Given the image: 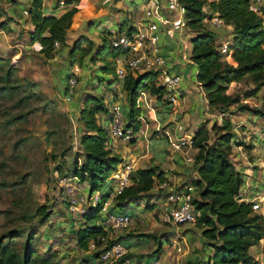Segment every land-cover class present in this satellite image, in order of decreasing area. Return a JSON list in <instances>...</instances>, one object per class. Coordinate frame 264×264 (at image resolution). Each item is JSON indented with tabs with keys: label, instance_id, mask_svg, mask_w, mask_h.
Instances as JSON below:
<instances>
[{
	"label": "trees",
	"instance_id": "16d2710c",
	"mask_svg": "<svg viewBox=\"0 0 264 264\" xmlns=\"http://www.w3.org/2000/svg\"><path fill=\"white\" fill-rule=\"evenodd\" d=\"M180 1L186 7L187 26L196 33L192 37L191 59L198 65L197 79L202 84L210 105L224 107L237 104L238 112L250 111L264 117V103L257 106L242 101L240 94L232 96L228 92L232 82L248 75L254 78L255 84L244 92L243 98L258 94L264 86V8L261 11L251 9V0ZM206 6L218 11L233 27L230 58L219 49L218 32L204 26V18L208 14ZM80 9L75 5L59 16L45 14L44 0H32L28 8L29 18L34 24L30 37L33 42L41 45L40 51L46 58H52L59 52L58 43L63 45L67 42L68 32ZM120 28L131 32L136 26L121 24ZM122 52L123 48L112 45L107 33L101 43L81 34L69 46L67 57L73 68L100 61L101 72L112 75L113 82H116L120 78L116 71V57ZM14 68L18 67L10 62L8 75ZM99 77L101 82L105 80L104 77ZM123 90L127 94L126 126L134 134L140 131L144 123L140 97L145 90L163 100L168 106V113L172 111L171 103L165 97L166 90L159 84L158 75L154 71L139 72L127 68ZM108 111L104 95L95 89L86 94L78 114L80 152L77 153L71 172L80 181L89 182L90 193L103 191V199L111 196L113 188H104L108 186L110 175L123 162V158L107 145L110 127L98 121V114ZM213 129L217 132L213 141L208 139L207 126H202L193 135L198 152L195 155L196 176L192 180L195 186L200 187L201 198L193 197V202L196 218L203 227L202 233L210 239L209 243L214 248L212 264H264L250 251L253 245L264 238V213L254 209L252 201L240 198L245 179L232 158V139L235 136L233 121L224 118L223 123H215ZM132 140L135 141L136 137ZM164 180L165 171L158 164L135 168L131 172L130 183L115 196L114 207L127 206L130 202L141 199L157 182ZM37 212L43 220L50 215V210L44 205L38 207ZM81 216L84 224L75 231L77 246L85 251L90 250L91 258L98 260L100 247L104 243L103 237L109 242L121 241V237H110L109 227L102 221L101 205H91ZM135 235L138 238L142 236ZM146 235L156 237L154 233ZM31 239L32 235H29L23 253L0 239V264H55L50 262L51 255L35 254V249L29 243ZM92 243H96L99 248L93 249ZM162 248L163 242L159 240L153 255L159 257Z\"/></svg>",
	"mask_w": 264,
	"mask_h": 264
},
{
	"label": "rangeland",
	"instance_id": "374dc122",
	"mask_svg": "<svg viewBox=\"0 0 264 264\" xmlns=\"http://www.w3.org/2000/svg\"><path fill=\"white\" fill-rule=\"evenodd\" d=\"M78 1L81 8H88V0ZM206 8L208 12L210 7L206 6ZM138 12L141 14L142 9ZM205 23V28H208ZM193 33L195 31L192 28L184 27L182 36H186L189 48L192 47L189 35ZM182 36L178 35V38ZM64 58L66 55L60 52L52 58L34 56L31 59L24 58L21 66H18L17 62L11 61V56H0V239L23 253L28 236L32 235L29 243L35 249L37 256L51 255L50 262L53 261L55 264H83L92 260V252H86L76 243L75 231L84 224V221L80 213L70 209L68 187L62 185L59 178L67 174L76 187L80 185V182L76 184V178L71 175L74 160L80 152L77 110L81 108L86 94L90 91L88 86L94 85L97 78L94 79V83L88 84V81L87 83L85 81L90 75L97 77L96 72L99 67L88 63L84 68L85 71L76 73L70 70L69 60ZM10 62L16 64L18 68H14L8 75ZM71 77H76L78 82L73 95L68 98L67 85ZM192 79L201 88L202 84H198L194 75ZM114 83L106 85L101 83L96 88V92L105 96L107 103L109 99L107 95L112 91ZM254 84V78L248 75L239 81L232 82L228 92L232 96L240 94L242 101L261 106L264 103V86L258 94L243 98L244 92L252 88ZM119 88L118 84L114 87L117 90ZM201 90L199 89V93L204 92L203 95L206 96L204 88ZM119 93L116 92L117 95ZM237 107V104L212 107L211 109L217 113H223L222 117H216L212 124V118L203 119L198 125L190 127L191 129L186 127L185 134L193 137L199 128L207 126L208 139L213 141L217 133L213 125L222 124L224 118L232 120L230 113H242V116L250 119V123L256 128L259 122L252 119L256 114L250 111L238 112ZM123 108L126 113L127 106L123 105ZM173 108L172 111L175 110ZM183 118L173 116L170 120L180 121L185 125ZM233 118L236 121V129L233 123L235 136L232 139V158L236 165L242 168L252 162L254 140L261 138L263 131L256 132L257 129H254L253 125V129L251 127L247 130L243 127L246 125L238 126L237 124L244 118L239 119L238 116ZM256 118L260 120V117ZM262 128L264 129V126ZM185 151L187 156L193 157V160L187 161L190 162L187 165L189 177L179 182L170 180V183L175 188L190 190L194 198L200 199V187L195 186L192 181L196 176L195 155L198 148L193 145ZM106 188L107 186L104 190ZM76 191L79 193L78 189ZM168 191L169 188L161 187L157 182L152 190L135 204L121 207V210L126 209L133 213L134 221L131 224L136 223L137 227L134 230H140L136 234H141L143 239L134 236L133 238L145 245V253L130 251L137 264H151L155 258L153 252L158 247L159 240L165 243L159 256L160 264H164L166 258L178 252L169 237H175L176 232L184 231L187 226H190L195 236L203 235V227L198 223L197 218L181 224L163 220ZM112 202L115 203V198ZM42 205L50 210L49 217L44 220L37 212L38 207ZM263 210L264 204L261 211ZM109 233L112 239L116 238L113 237L110 229ZM148 233H154L156 237L146 235ZM258 247L260 253H264V243H260ZM89 264L102 263L93 259V262Z\"/></svg>",
	"mask_w": 264,
	"mask_h": 264
},
{
	"label": "crops",
	"instance_id": "0c3cea01",
	"mask_svg": "<svg viewBox=\"0 0 264 264\" xmlns=\"http://www.w3.org/2000/svg\"><path fill=\"white\" fill-rule=\"evenodd\" d=\"M31 2L32 0H0V56H11V61L17 62L18 66H21L24 58L31 59V57L34 56L46 58L44 53L40 51L41 45L33 42L30 37V32L34 29V24L29 18V12H26V10L28 11ZM78 2V0H65V3L62 4L61 0H44V12L45 14L59 16L75 5L81 8ZM145 2L146 0H88V8H81L77 11L74 24L67 35V42L63 45H59L58 43L60 54L66 55L64 59L68 61L69 46L81 34H85L96 42L101 43L110 27H120L121 24L139 27L144 19ZM139 9H142L141 14L138 12ZM205 24L208 28L218 32V42L231 35L233 36V27L231 25L225 29H216L208 22ZM195 34L196 33L189 35L191 41ZM162 42L165 53L176 62V69L184 76L181 84L182 94L180 103L179 105H171L175 110L168 113V106L164 104V101L160 100L150 91L145 90L140 97V105L142 107L141 116L144 120L143 126L140 131L134 134V137H136L135 141H124L118 148L114 149V152L123 158V162H131L134 169L158 164L165 171L166 180H169V182L170 180L179 182L189 177V166L187 165H189L190 162H187L189 160V156L186 155L187 151L175 147L178 137L182 132L185 133L186 127L193 128L195 125H198L199 121L208 118H212V124L216 117L221 118L223 113H217L211 109L212 107L206 96L203 95V92L199 93V89L202 91L201 88H203V86L200 85L201 88H199L192 79L194 75L195 80L198 81V65L191 60L193 43L192 47L189 48V42L186 36H182L180 39L176 37L175 40L174 38L164 36ZM181 44L186 45L185 55H183ZM1 46L4 47L2 48ZM100 64L101 62L99 61L98 64H94V66L99 67ZM85 67L86 64L84 66L76 65L74 68L70 67V70L72 69L74 72L80 73L79 71L86 70L84 69ZM96 73L104 77L105 80L101 82V79H99L101 77L90 75L85 83H87V81L88 84L96 82L94 85L88 86V90H96L101 83L106 85L113 82V76L102 73L99 68ZM95 78H97V80L94 81ZM117 84L120 86L119 90L114 89ZM117 91L120 92L119 95L116 94ZM107 97L109 98L107 103L109 111L100 112L98 114V121L100 124L110 127L111 107L113 102L121 101L122 105L127 106V94L123 90L122 77L114 83L113 89ZM78 114L79 110H77V115ZM173 116L179 118L184 117L183 120L186 124L184 125L180 121L173 119L170 120ZM229 116L232 117L235 129L236 121L233 118L234 116H238L239 119L244 118L237 122L238 126L246 125L243 127L249 130L253 125L250 123V119L246 118V116H242V113H230ZM256 117H260V120ZM252 119H254L253 121L255 122H259L256 128L253 125L254 129H257L255 131L259 132L262 130L263 133H261V138L254 140L255 146L252 148V162H250V165H245L242 168L238 167L242 171L245 179L241 193L247 201L261 196L263 197L262 204H264V129L262 128L264 126V117L256 114ZM175 122H177V125L179 123L183 124L185 130H178L177 126H175ZM75 178L76 184L80 182V185L77 184V188L80 192L89 191L90 184L88 181H80L77 177ZM135 202L136 201H132L129 204H135ZM129 204L127 206H129ZM115 207L116 209H121L120 206ZM136 227V223L130 224L126 228L119 230L117 236L121 237V242H123L130 251L145 253L144 243L138 242L137 240L135 241L133 238V236L137 237L134 233L140 232V230H134ZM169 238L173 247H175L178 252L183 251L180 253L176 252L175 255L166 258L164 264H212L211 257L214 253L213 246L210 245L207 240L208 238L204 235L195 236L192 234L190 226H187L182 232H176L175 237L170 236ZM139 239H143L142 236ZM260 243H264V238ZM259 244L253 245L250 251L257 259L264 262V253H260ZM178 246H181L182 249L178 250ZM164 247L165 243L163 242L162 251ZM153 250L154 248L152 251ZM86 252L91 251L88 250ZM90 262H93V259ZM89 263L83 262V264Z\"/></svg>",
	"mask_w": 264,
	"mask_h": 264
},
{
	"label": "built area",
	"instance_id": "2783aa9c",
	"mask_svg": "<svg viewBox=\"0 0 264 264\" xmlns=\"http://www.w3.org/2000/svg\"><path fill=\"white\" fill-rule=\"evenodd\" d=\"M65 3V0H61ZM264 8V0H251V9L261 11ZM26 12H28L26 10ZM186 7L180 0H146L144 6V19L139 27L129 32L121 30L119 26L110 27L107 35L113 46L121 47L124 52L116 57V71L119 77L124 78L127 68L139 72L154 71L158 75V82L164 86L165 97L172 105L180 102L181 84L183 74L176 69L174 62L167 55L163 48V38L170 37L176 39L178 35H183L184 27L187 26L185 15ZM216 29H225L228 24L218 11L210 10L204 18ZM233 31V30H232ZM233 36H229L219 42V49L226 57H231V44ZM186 45L181 44L183 55L186 54ZM77 78L71 77L67 85V97L70 98L77 85ZM199 84H201L199 82ZM204 94V92H203ZM126 113L120 101H115L111 107L110 136L107 140L108 147L118 148L124 141H130L134 137V132L126 126ZM178 130L184 131L183 124L177 125ZM194 145V138L183 133L178 137L175 147L186 150ZM193 157L189 156V160ZM134 166L131 162H121L109 177L107 188L112 187L111 196L103 199V191L97 190L77 193V187L72 183L70 177L64 174L59 178L62 185L68 187L70 197V209L75 213L83 214L91 205H101L102 221L109 227L113 237H118L117 233L126 225L134 221L133 213L121 209H116L113 204L115 196L124 189L131 181V172ZM161 187L169 188L167 204L163 212V220L169 223L181 224L194 221L197 212L193 202V194L184 188H175L169 180L160 183ZM240 198L246 200L244 196ZM253 208L262 209L263 197L258 196L251 200ZM116 235H114V234ZM110 235V234H109ZM111 237V236H110ZM104 243L100 247L98 261L102 264H137L131 256L130 249L121 241L109 242L103 237ZM93 249H98L96 243H92ZM182 247L178 246V250ZM151 264H160L159 257H155Z\"/></svg>",
	"mask_w": 264,
	"mask_h": 264
}]
</instances>
